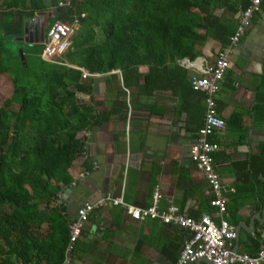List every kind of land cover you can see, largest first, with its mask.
I'll return each mask as SVG.
<instances>
[{
  "label": "trees",
  "instance_id": "trees-1",
  "mask_svg": "<svg viewBox=\"0 0 264 264\" xmlns=\"http://www.w3.org/2000/svg\"><path fill=\"white\" fill-rule=\"evenodd\" d=\"M3 2L0 78L10 86L7 101L15 107L0 108V264H61L69 222L58 195L72 183L70 168L84 153V134L105 121L92 102L96 78L82 80L80 70L116 81L119 71L122 88L114 106L126 107L124 90L140 96L167 90L182 106L185 97L198 93L179 63L193 60L207 37L227 44L234 29L213 11L230 2L66 0L61 7L57 0ZM231 4L247 6L242 0ZM46 11L51 16L45 30L72 15L78 20L63 55L65 66L43 62L42 46L32 52V44L21 48L22 65L4 45L22 37L24 21ZM85 96L87 102L80 101ZM235 121L234 116L228 123ZM255 189L264 203V183Z\"/></svg>",
  "mask_w": 264,
  "mask_h": 264
},
{
  "label": "crops",
  "instance_id": "crops-1",
  "mask_svg": "<svg viewBox=\"0 0 264 264\" xmlns=\"http://www.w3.org/2000/svg\"><path fill=\"white\" fill-rule=\"evenodd\" d=\"M229 2L228 8L215 9L213 15L234 29L240 8ZM242 2L249 5L251 0ZM5 4L0 0V13ZM26 21L42 23L37 17ZM222 47L207 37L193 60L179 64L188 78L200 75ZM115 72L117 81L97 75L92 84V102L105 121L83 136L84 158L72 162V183L58 195L63 216L70 223L79 207L105 195L145 207L156 190L159 208L174 206L194 219L200 215L223 219L237 232L232 249L254 254L264 238V203L255 189L257 182L264 183V173L260 174L264 172V0L232 49L215 96L217 115L225 124L211 138L218 146L214 170L226 199L222 215L207 205L208 186L187 155L204 115L203 96L185 97L180 106L167 90L151 96L124 90L126 107L114 106L116 91L122 88L119 71ZM234 116L235 123H228ZM82 172L87 176L80 179ZM185 238L181 229L133 221L121 207L107 205L88 215L68 264H172Z\"/></svg>",
  "mask_w": 264,
  "mask_h": 264
},
{
  "label": "built area",
  "instance_id": "built-area-1",
  "mask_svg": "<svg viewBox=\"0 0 264 264\" xmlns=\"http://www.w3.org/2000/svg\"><path fill=\"white\" fill-rule=\"evenodd\" d=\"M263 0H251L250 4L238 13L233 33L228 37L227 44L219 49L212 63L205 67L200 75H192L188 82L191 91L203 96L204 115L201 126L197 129L195 137L188 147L189 161L202 174L210 198L208 206L222 215L225 212L226 199L222 195L219 177L214 170V154L218 146L211 140L224 128V121L217 115L215 96L219 91L220 83L229 65V56L232 49L239 43L248 22L258 11ZM67 6V3H58V6ZM78 27L76 16L72 15L70 21H55L47 27L42 44L40 59L48 64L65 66V54L70 38ZM81 79L96 77L81 70ZM81 158H84L82 153ZM87 176L86 172L78 175L80 179ZM150 203L141 208L129 206L120 198H111L105 195L91 204H83L76 210L75 219L67 226V244L65 246L63 261L68 264L69 255L81 234L84 223L89 214L107 205L121 207L128 213L133 221H156L162 226H173L186 233V238L180 246L177 257L172 264H192L202 259L211 264H262L264 262V238L257 251L252 255L232 251L231 242L234 240L233 229L223 219L214 220L208 215H200L196 219L187 217L174 206L159 208L157 206V191L151 195Z\"/></svg>",
  "mask_w": 264,
  "mask_h": 264
},
{
  "label": "rangeland",
  "instance_id": "rangeland-1",
  "mask_svg": "<svg viewBox=\"0 0 264 264\" xmlns=\"http://www.w3.org/2000/svg\"><path fill=\"white\" fill-rule=\"evenodd\" d=\"M57 1H58L57 3H59V2H65L66 0H57ZM50 16H51V11H46L45 13H42V14H36L37 20H40L42 23H44L45 20L47 18H49ZM46 26L47 25L44 26V30H45ZM18 39H16V40L14 39L11 41L10 44L8 43V45L7 44L4 45V48H6V51H7V55H8V52H12L15 50V52L18 56V50H21V48L24 49V47L27 43L22 42ZM7 40L9 41L8 38H7ZM27 45H29V44H27ZM38 50H39L38 46L31 48L32 52L33 51L37 52ZM6 64H8V63L6 62ZM9 91H10V86L8 85V83L5 80H3L2 78H0V108H2V107L6 108L7 107V108H13L14 109L15 106H10V104L7 101L9 98L8 97ZM80 101H83V97H80Z\"/></svg>",
  "mask_w": 264,
  "mask_h": 264
},
{
  "label": "water",
  "instance_id": "water-1",
  "mask_svg": "<svg viewBox=\"0 0 264 264\" xmlns=\"http://www.w3.org/2000/svg\"><path fill=\"white\" fill-rule=\"evenodd\" d=\"M39 24H40V22H37V21H35L34 23L33 22L30 23V22H27V21L23 22V33H22L23 36H22L21 39L19 38L18 40L26 42V38L29 37L30 33H31V34H34V45H37L36 44L37 43V39H36V30L37 29L36 28L37 27L41 28V26ZM18 57H19L20 62L23 65L24 64V62H23V54H22L21 50H18ZM237 241H238L237 232H235L234 233L235 245H237ZM232 251L235 252V249L233 248ZM194 264H211V263H209V262H207L205 260L199 259V260L195 261ZM262 264H264V262Z\"/></svg>",
  "mask_w": 264,
  "mask_h": 264
},
{
  "label": "flooded vegetation",
  "instance_id": "flooded-vegetation-1",
  "mask_svg": "<svg viewBox=\"0 0 264 264\" xmlns=\"http://www.w3.org/2000/svg\"><path fill=\"white\" fill-rule=\"evenodd\" d=\"M39 25L41 26V28H39V27L36 28L37 29L36 30V39H37V43H36L37 45L36 46H41L43 44L45 31H46V30H44V26L46 25V22L40 23ZM22 36H23V34H22ZM28 42L30 44L34 45V34L30 33V36L26 38L25 43H28Z\"/></svg>",
  "mask_w": 264,
  "mask_h": 264
},
{
  "label": "clouds",
  "instance_id": "clouds-1",
  "mask_svg": "<svg viewBox=\"0 0 264 264\" xmlns=\"http://www.w3.org/2000/svg\"><path fill=\"white\" fill-rule=\"evenodd\" d=\"M45 22H46V20H45ZM46 32V31H45ZM28 44H30V43H28ZM42 46V45H41ZM41 52V51H40ZM40 54V53H39ZM81 71V70H80ZM83 71V70H82ZM85 72V71H84ZM92 75H94V74H92ZM95 75H97V74H95ZM95 78V77H94Z\"/></svg>",
  "mask_w": 264,
  "mask_h": 264
}]
</instances>
